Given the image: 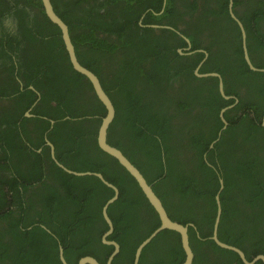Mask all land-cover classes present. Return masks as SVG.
I'll list each match as a JSON object with an SVG mask.
<instances>
[{"label": "trees", "instance_id": "obj_1", "mask_svg": "<svg viewBox=\"0 0 264 264\" xmlns=\"http://www.w3.org/2000/svg\"><path fill=\"white\" fill-rule=\"evenodd\" d=\"M228 2L51 0L77 59L114 104L107 141L140 170L172 220L193 224L192 264H245L210 238L219 177L218 238L249 260L264 255V72L249 69ZM232 7L251 62L264 68V0H233ZM179 34L195 52H178L187 46ZM205 52L198 73L218 72L232 97H223L216 76L194 75ZM71 67L41 0H0V100L6 101H0V264H62L60 245L68 264L85 255L104 264L113 249L101 240L108 227L101 205L112 189L99 177L48 163L46 138L67 168L99 171L117 185L106 208L114 226L107 237L119 243L112 264H132L138 244L160 224L134 178L99 147L106 108ZM230 103L227 125L210 147L223 125L219 111ZM28 109L31 115L23 116ZM184 257L180 235L164 229L143 248L138 264H182Z\"/></svg>", "mask_w": 264, "mask_h": 264}, {"label": "water", "instance_id": "obj_2", "mask_svg": "<svg viewBox=\"0 0 264 264\" xmlns=\"http://www.w3.org/2000/svg\"><path fill=\"white\" fill-rule=\"evenodd\" d=\"M43 9L47 15V17L50 19V21L54 24H56L60 30L61 33V38L64 43V47L66 49L69 61L71 63V68L76 71L77 73L83 75L88 82L91 85V88L94 90L95 94L99 98V100L104 104L106 108L105 114L102 116L101 121L99 123L98 129H97V143L99 147L107 152L108 154L112 155L115 157L118 162L127 170V172L134 178L136 181L137 185L139 186L140 191L142 192L143 196L147 200V202L152 206L158 215L160 224L158 227H156L146 238H144L136 247L135 252H134V257H133V262L132 264H138L141 252L143 248L162 230L168 229V230H173L177 232L180 235V242L182 249L184 251V260L182 264H192L193 258H194V253L192 251V248L189 243V236H188V227L193 226L191 223L187 224H182L178 221L172 220L169 215L167 214L164 206L161 204L159 198L155 195V193L152 191L151 185L146 181L145 177L143 174L140 172V170L128 159V157L123 153V151L118 148L117 146L109 143L107 141V129L111 121L113 120V117L115 115V107L114 104L107 94V92L102 88L98 77L95 75L94 72H91L89 69H87L85 66H83L79 60L77 59L76 53H75V48L74 45L71 41V37L69 34L68 26L67 24L62 20V18L55 12L53 5L51 3V0H41ZM233 0H229L228 2V7H229V13L231 17L237 22L240 31H241V40H242V48H243V55L245 58V61L247 62L249 69L252 71H260L264 72V68H258L253 65V63L250 60L249 53L247 50L246 46V31L243 26L242 21L238 18V16L234 13L233 7H232ZM154 27H157V25H153ZM184 40L186 41L188 47L185 49L187 52L186 53H191L189 51V46H190V41L187 37L183 35ZM179 53L183 54L185 53L182 49H178ZM207 53L205 52L204 58L198 63V65L193 69L194 75L198 77H206V76H216L217 81H218V89L220 93L223 95L225 98H230L232 95L226 94L224 91L223 87V81H221V77L218 72L213 71V72H205V73H198V69L200 68L202 62L204 61ZM28 88L33 89L32 86H28ZM38 93V92H37ZM237 99L235 98V102ZM234 103H230L227 105H224L221 107L219 111V115L221 120L223 121V125L221 129L218 131V135L214 141L211 142L210 147L213 146V144L216 142V140L219 138V135L221 134V130L226 127L227 125V120L224 117V111L233 106ZM26 116H30L31 114L29 111L25 113ZM51 123H54V120H51ZM261 125L264 127V112L261 118ZM46 144L49 146L50 149V155L51 158L55 161L56 165H58L60 168H62L64 171H66L69 174H73L76 176H84V175H94L96 177H99L103 183H105L107 186H109L112 189V194L105 199V201L101 205V212L102 215L108 225L107 229L103 232L101 236V240L104 243L111 244L113 245V249L111 252L108 254L105 263L104 264H112V259L115 256V254L119 251V243L115 239L108 238L107 236L113 231V222L111 217L109 216L107 212V205L112 202L118 194V189L117 185L112 183L111 181L107 180L104 175L101 172H92V171H75L72 169L67 168L64 166L61 162H59L55 155H54V146L50 142V140L46 139ZM223 187V179L222 177H219V189L216 191L214 194V200L216 202V215L213 223V229H212V234L210 238L215 242L216 245L219 247H223L226 249H230L234 252H236L241 260L245 264H254L258 260H261L262 263L264 264V255L263 254H258L254 256L252 259H247L244 251L231 243H228L226 241H221L218 238L217 235V230H218V224L220 221V215H221V203L219 202L218 199V194L219 190L222 189ZM59 259L62 264H68L67 261L64 258L63 255V247L60 245L59 246ZM77 264H101L95 257L91 255H85L79 258Z\"/></svg>", "mask_w": 264, "mask_h": 264}, {"label": "flooded vegetation", "instance_id": "obj_3", "mask_svg": "<svg viewBox=\"0 0 264 264\" xmlns=\"http://www.w3.org/2000/svg\"><path fill=\"white\" fill-rule=\"evenodd\" d=\"M229 8V7H228ZM181 9V11L182 12H184V11H187V9L185 8V7H181L180 8ZM184 18H185V15H184ZM186 19V18H185ZM6 23L8 24V27H10V29L11 30H14V26H15V23H14V19H12L11 17H7L6 18ZM139 24L140 25H142L141 23H140V21H139ZM182 22H179L177 25H178V27L179 28H181L182 27ZM152 27H154L153 25H156V24H150ZM161 27H169V26H167V25H157V27H154V28H161ZM169 28H171V27H169ZM177 32H179V31H177ZM182 38H183V35L182 34H179ZM184 39V38H183ZM186 42V41H185ZM188 47V45L186 46V47H184V48H182V50L184 51L186 48ZM189 48H190V46H189ZM179 49H181V48H179ZM199 51H203V49H198ZM186 51V50H185ZM196 50H192L191 51V53H193V52H195ZM179 52V51H178ZM12 80L14 81V83L16 84V85H18L19 86V89H20V80L15 76V74H14V76L12 77ZM20 83V84H19ZM28 87V86H27ZM243 91V90H242ZM236 99H237V97H235ZM1 101V103L2 102H6L5 100H0ZM30 109H28V111H29ZM27 112V111H26ZM25 112V113H26ZM25 113L23 114V116H26L25 115ZM53 121V120H52ZM20 122H22V119L21 118H19L18 120H17V124H19L20 125ZM33 125H34V123H32V121H30L29 123H27V126L29 127V128H32L33 127ZM50 126H52V123H51V120H50ZM31 136L33 137L34 136V134H31ZM47 139V138H46ZM23 140V139H22ZM23 141H25V140H23ZM45 143H46V140H45ZM41 150V148H37V151H40ZM50 154V153H49ZM45 160L48 162V163H51V162H54L55 163V161L52 159V158H50V159H47V158H45ZM5 189V188H4Z\"/></svg>", "mask_w": 264, "mask_h": 264}, {"label": "clouds", "instance_id": "obj_4", "mask_svg": "<svg viewBox=\"0 0 264 264\" xmlns=\"http://www.w3.org/2000/svg\"><path fill=\"white\" fill-rule=\"evenodd\" d=\"M54 146V145H53ZM49 153H50V149H49ZM54 155H55V151H54ZM50 157H51V155H50ZM56 157V156H55Z\"/></svg>", "mask_w": 264, "mask_h": 264}]
</instances>
